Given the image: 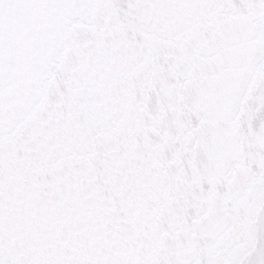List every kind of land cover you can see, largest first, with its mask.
<instances>
[{
  "label": "snow or ice",
  "instance_id": "snow-or-ice-1",
  "mask_svg": "<svg viewBox=\"0 0 264 264\" xmlns=\"http://www.w3.org/2000/svg\"><path fill=\"white\" fill-rule=\"evenodd\" d=\"M0 264H264V0H0Z\"/></svg>",
  "mask_w": 264,
  "mask_h": 264
}]
</instances>
